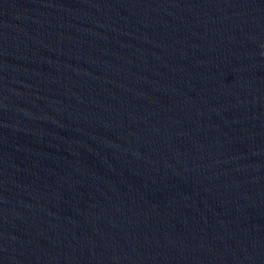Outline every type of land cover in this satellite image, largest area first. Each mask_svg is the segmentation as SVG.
Returning a JSON list of instances; mask_svg holds the SVG:
<instances>
[{
    "label": "water",
    "instance_id": "95a60500",
    "mask_svg": "<svg viewBox=\"0 0 264 264\" xmlns=\"http://www.w3.org/2000/svg\"><path fill=\"white\" fill-rule=\"evenodd\" d=\"M0 264H264V0H0Z\"/></svg>",
    "mask_w": 264,
    "mask_h": 264
}]
</instances>
